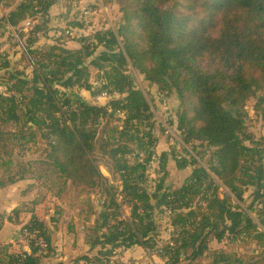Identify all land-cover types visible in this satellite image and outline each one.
<instances>
[{"label": "trees", "instance_id": "trees-1", "mask_svg": "<svg viewBox=\"0 0 264 264\" xmlns=\"http://www.w3.org/2000/svg\"><path fill=\"white\" fill-rule=\"evenodd\" d=\"M114 1L121 14L118 26L83 39L78 49L61 37L52 45L35 46L51 31L57 0H23L0 20V28L15 29L21 20L34 19L30 55L38 58L32 75L10 74L14 83L0 93V123L33 124L51 149L46 155L53 168L74 183L111 188L101 172L105 167L121 187L113 194L122 201L115 208L131 210L130 219L108 215L100 229L93 228L90 250H99L79 262L110 264L119 249L156 248V216L163 208L177 236L162 248L166 264L182 263L187 250L188 259L196 261L214 240L248 236L264 242V232L233 203L243 202L253 188L251 206L262 207L264 226V140L256 142L245 113L256 98L253 112L264 119V96H256L264 92V0ZM197 8L208 14L194 19ZM91 68L101 75L105 92L120 99L98 106L74 98L76 89L91 90ZM131 69L180 102L182 144L160 156L163 176L154 192L147 184L159 141L156 120L146 95L129 76ZM194 144L210 152L206 166L197 159L204 161V156ZM184 145L192 146L196 156ZM170 156L179 170L190 169L180 187L167 186ZM223 189L228 193L221 197ZM12 218L7 220L22 225ZM5 222L0 215V234ZM22 232L36 239L31 252L17 254L0 245V264H43L44 254L53 252L46 222L32 216ZM217 263L233 262L220 254Z\"/></svg>", "mask_w": 264, "mask_h": 264}, {"label": "rangeland", "instance_id": "rangeland-1", "mask_svg": "<svg viewBox=\"0 0 264 264\" xmlns=\"http://www.w3.org/2000/svg\"><path fill=\"white\" fill-rule=\"evenodd\" d=\"M22 1L0 0V20L15 10ZM110 2L111 0H57L56 5L51 9L53 12L51 31H47L48 37L41 35L35 46L52 45L56 37H61L65 43L67 42L68 47L78 49L83 39H90L99 31L115 29L121 14L117 3ZM103 4L112 5L114 8L106 11L102 9ZM207 14V11L197 8L193 18L197 20ZM33 20L25 18L15 29L0 28V93L6 92V84L14 83V80L10 79V74L13 72L25 71L26 74L32 75V63L38 59L37 55H30L33 44L29 43V32L37 24ZM91 60L89 59L86 64L88 65ZM5 65L9 68L4 69ZM91 72V90H74L72 95L75 99L103 106L113 99L121 98L117 94L109 95L105 92L99 72L93 68ZM129 76L135 87L146 95L156 120L159 141L156 157L148 173L147 184L149 191L154 192L163 176L159 168L160 156L163 153L170 155L172 150L178 149L182 144L177 126L180 102L174 97L175 95L162 93L156 87H151L144 81V76L137 71L131 69ZM262 95L264 96V92L256 96L258 98ZM256 101V98H252L248 102L245 113L250 131L254 134L256 142L260 144L264 140V119L262 115H255L253 112ZM32 125L22 127L12 123H0V215L4 216L6 221L0 234V245L8 246L13 253H30L29 245L36 239L28 233H23L22 227L31 220L32 216H36L47 223L54 241V250L44 254L43 264H83L79 262V258L87 255L94 257L99 250V247L90 250L89 235L93 228L100 229L108 215L112 220L130 219L131 210L128 206L115 208L114 203L117 201L121 204L122 201L113 194H116L121 187L118 182L113 181L103 166L101 172L110 182L111 188L89 189L61 176L47 158L46 154L51 150L50 147ZM184 147L196 156L192 146L184 145ZM194 147L198 148V145L194 144ZM198 151L200 156H204V161L196 156L197 159L206 166L210 152L199 148ZM189 173L190 169L179 170L170 156L167 186L180 187ZM22 177L24 180H20ZM11 178L14 179L15 184H11ZM253 192L254 189L251 188L243 202L233 203L245 216L251 217L264 232V226L260 223L262 207L251 206ZM227 193L223 189L220 196L224 197ZM16 209L18 214L13 215ZM11 215L12 220L19 219L22 225L10 223L7 218ZM170 216L166 208L156 216L159 227L156 248L145 250L134 246L128 250L119 249L110 264H166V260L160 256L162 248L167 244H173L177 237L171 226ZM190 254V250L185 251L181 258L185 261L180 264H224L217 263L220 254L229 256L232 264H264V242H257L248 236L234 240H214L210 244V250L198 260L190 261L188 259Z\"/></svg>", "mask_w": 264, "mask_h": 264}, {"label": "crops", "instance_id": "crops-1", "mask_svg": "<svg viewBox=\"0 0 264 264\" xmlns=\"http://www.w3.org/2000/svg\"><path fill=\"white\" fill-rule=\"evenodd\" d=\"M110 8H114V7H112V5H109V6H107V5H104L103 4V6H102V9H104V10H108V9H110ZM51 15H52V17H53V12H51ZM53 20V19H52ZM55 22V21H54ZM72 264H75V263H72ZM80 264V263H79Z\"/></svg>", "mask_w": 264, "mask_h": 264}]
</instances>
